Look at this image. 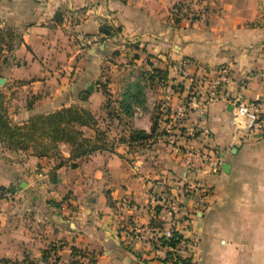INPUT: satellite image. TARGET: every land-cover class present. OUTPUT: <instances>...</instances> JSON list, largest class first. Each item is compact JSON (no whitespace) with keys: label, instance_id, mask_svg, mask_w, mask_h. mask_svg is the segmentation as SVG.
Listing matches in <instances>:
<instances>
[{"label":"crops","instance_id":"crops-1","mask_svg":"<svg viewBox=\"0 0 264 264\" xmlns=\"http://www.w3.org/2000/svg\"><path fill=\"white\" fill-rule=\"evenodd\" d=\"M201 2L206 9L197 18L174 22L177 0H0V22L21 28L12 54L19 63L7 67L1 87L20 93L11 97L17 119L75 104L83 93L90 105L114 44L101 23L118 27L119 42L137 39L151 67L185 85L176 92L165 86L168 118L157 124L167 134L151 129L150 110L137 117V130L150 135L133 161L102 148L67 162L36 156L34 172L15 171L12 180L25 189L0 202V256L38 254L55 241L71 259L72 246L96 251L94 261L74 264H157L168 254L160 237L174 230L177 253L192 264H264V133L242 136L228 115L236 99H264V26L249 25L264 0ZM224 61L230 77L218 96L201 109L189 105L192 93L200 99V76ZM188 83L198 90L183 98ZM60 145L66 160L68 145ZM207 147L220 156L215 169ZM197 186L209 188L201 208L193 203Z\"/></svg>","mask_w":264,"mask_h":264},{"label":"rangeland","instance_id":"rangeland-1","mask_svg":"<svg viewBox=\"0 0 264 264\" xmlns=\"http://www.w3.org/2000/svg\"><path fill=\"white\" fill-rule=\"evenodd\" d=\"M202 0H177L173 6H171V18L174 22L178 21L182 15H186L187 18L194 19L202 13L206 6L201 2ZM256 24L249 22L250 24ZM20 26H8L4 22H0V76L6 74L7 67L13 63L18 64L19 60H14L12 54L17 45L20 43ZM105 36L111 37L113 40V48L107 53L103 62L101 73L97 79V86L95 87L100 93V99L96 100L97 93H94L89 99V106L86 104V97H80L77 95V101L75 104L67 106L77 107L79 109H85L88 113H85L84 118L87 119V124L74 123L73 128L79 129V133L73 136L72 130L69 127L66 128V138H71L70 142L65 139H57L56 134L50 126L45 131L38 128L32 136L29 135L28 123H25L27 119L40 113H34L25 117L24 119H17L12 114L15 111L14 104H11V97H17L18 91L15 96H11L13 90L9 93V89L3 90L1 87L4 85L0 82V113L5 114L6 119L9 120L8 126L18 125V128H13L16 133L6 130L0 135H4L0 138V202L3 200H9L11 192L24 190V186L17 188L12 176L15 171L23 172L22 175L28 176L30 172H34V158L36 156H42L47 162H67L70 156H73L81 148L87 149L96 147V149H114L117 148L121 154H126L127 161H133L134 155L137 154V144H142L143 139L148 137L150 133L143 134L137 130V117L140 121L143 120V111L148 112L150 110V121L152 124V130L155 129V133H166L163 125L160 127L158 118H168L167 110H165V100L167 101L164 93L166 92V84L172 88L174 92L181 90L185 85L184 80H180L173 76H166L163 69H157L151 67V62L148 61L147 56L139 55L137 53V39L131 38L128 43L124 41L119 42L120 39L118 27L112 26L111 30ZM105 36L100 37V40H104ZM131 40V41H130ZM127 41V40H126ZM121 43H124L121 46ZM225 66L228 71L227 74L230 77V65L227 61L221 62L216 65L209 66L210 71L218 68V66ZM148 67L149 69H144ZM208 69V70H209ZM176 74V73H175ZM212 77V73L202 74L200 80L205 83H201L203 86L200 92L207 93L209 81ZM198 78H196L197 80ZM137 80L141 86L140 91L137 90ZM183 81V82H182ZM192 82V81H190ZM145 87L144 91L142 90ZM189 89L183 98L190 95V90H198L196 84L188 83ZM194 86V89L191 88ZM149 87V88H148ZM126 88V89H125ZM125 89V90H124ZM152 89V93H150ZM15 90V89H14ZM189 92V93H188ZM32 95V94H31ZM144 96V97H143ZM32 95L26 98L25 105L32 100ZM148 98L149 102H154L152 109L145 105V99ZM79 102V103H78ZM95 102V104H93ZM84 104V105H81ZM150 105V104H149ZM8 106H10L8 108ZM161 106V108H160ZM162 114V115H161ZM165 114L167 116H165ZM21 126V128H20ZM168 128V127H167ZM151 130V131H152ZM22 132V133H19ZM240 135L244 136L241 131H236ZM28 133V134H27ZM263 135V133H262ZM261 135V136H262ZM86 138V139H83ZM61 142H65L68 145L69 155L65 159H62ZM131 151L129 154L128 152ZM92 152V151H91ZM89 152V153H91ZM88 154V153H84ZM204 155L210 161L211 166H219V154L217 149L213 147H207L204 150ZM216 158L215 163H212ZM31 164V165H30ZM40 165L35 164V167ZM202 190L209 194V188ZM26 198H29V193L26 191L24 194ZM20 198V197H19ZM25 198V197H24ZM53 204L56 202L53 201ZM200 208V207H199ZM62 217H67L63 215ZM161 238V237H160ZM54 245L48 243L43 247H39L38 254L32 251H22L19 256L11 255L8 257L0 256V264H74L76 262L82 263L92 262L95 259L93 251L86 248H72V259L65 257L63 253L58 252L61 249L55 241ZM58 247V248H57ZM43 250V256L41 254ZM96 252V251H95ZM165 254V259L168 257ZM6 258V261L5 259Z\"/></svg>","mask_w":264,"mask_h":264},{"label":"built area","instance_id":"built-area-1","mask_svg":"<svg viewBox=\"0 0 264 264\" xmlns=\"http://www.w3.org/2000/svg\"><path fill=\"white\" fill-rule=\"evenodd\" d=\"M254 23L259 26H264V10H261L257 13ZM227 72L228 71L226 70V67L223 65L212 70V77L209 81L207 93L202 91L200 93V99H198L197 96L192 93L188 104L191 106L195 105L201 109L206 101L215 99L223 88L224 84L229 79ZM186 106L188 105L186 104ZM180 110L182 111V109ZM228 115L229 122L234 126L236 131L243 132V135L260 137L262 133H264V99L246 101L236 99L230 103ZM194 131L195 130L191 128V132ZM184 161H189L188 155L184 157ZM215 161L216 158H214L212 163H215ZM202 189L203 188L200 186H197L195 194L193 193V203L197 208H201L204 205L207 197L206 191ZM171 233L172 230H169V232L162 237H169ZM172 238L174 239V243H163L168 248L169 256L165 258V261L160 260L157 264H185L182 262V258H185L184 261L187 264H192L186 257H183L177 253V247L181 241L180 234L176 232V234L172 235Z\"/></svg>","mask_w":264,"mask_h":264},{"label":"trees","instance_id":"trees-1","mask_svg":"<svg viewBox=\"0 0 264 264\" xmlns=\"http://www.w3.org/2000/svg\"><path fill=\"white\" fill-rule=\"evenodd\" d=\"M111 25L107 24V23H101L98 27V30L101 33L104 34H108L109 31L111 30ZM88 113L87 110L85 109H79L77 107H73V106H62L59 107L53 111L50 112H46V113H40L37 114L35 116L30 117L29 119L26 120L25 124L27 125V127L29 128V135L32 136V134L38 130V128H41L42 131H45L48 126H50V128H52V130L55 132L54 135L56 134L57 139H65V141L70 142L71 138H66V128L69 127L70 131L72 130L73 136H76L79 132V129H74L73 128V124L74 123H78V124H87V119L84 118L85 113ZM9 120L6 119L5 114L0 113V130L1 133L3 131L9 130L12 131L13 133H16L17 131L14 130L13 128H18V125H14V126H8L9 124ZM21 128V126H20ZM151 128H152V124H151ZM18 133V132H17ZM22 133V132H19ZM27 133V134H28ZM4 135H0V138H3ZM86 139V138H83ZM96 148V147H95ZM94 147L92 148H81L80 150H78L76 153H74L73 155H81L84 153H89L91 151H93L95 149ZM176 234V231L172 230V233L169 237L163 238L161 236V242L162 243H169L172 244L174 243V239L172 238V235ZM73 246L71 247V251H72ZM70 251V253H71ZM42 256H43V250L41 252ZM72 254V253H71ZM6 261V258H4ZM185 258H182V262L187 264L184 261Z\"/></svg>","mask_w":264,"mask_h":264},{"label":"water","instance_id":"water-1","mask_svg":"<svg viewBox=\"0 0 264 264\" xmlns=\"http://www.w3.org/2000/svg\"><path fill=\"white\" fill-rule=\"evenodd\" d=\"M3 80H4V78L0 76V82H3ZM83 96H84V93H83ZM226 165H227L226 163H222L221 168L225 169Z\"/></svg>","mask_w":264,"mask_h":264}]
</instances>
